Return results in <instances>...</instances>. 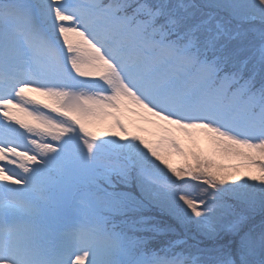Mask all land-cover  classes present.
I'll use <instances>...</instances> for the list:
<instances>
[{"label": "snow or ice", "instance_id": "6c2138e0", "mask_svg": "<svg viewBox=\"0 0 264 264\" xmlns=\"http://www.w3.org/2000/svg\"><path fill=\"white\" fill-rule=\"evenodd\" d=\"M0 264H264V0H0Z\"/></svg>", "mask_w": 264, "mask_h": 264}, {"label": "rangeland", "instance_id": "374dc122", "mask_svg": "<svg viewBox=\"0 0 264 264\" xmlns=\"http://www.w3.org/2000/svg\"><path fill=\"white\" fill-rule=\"evenodd\" d=\"M26 95L31 97L33 100H39L42 103L47 102L44 97L35 93L29 92L26 93ZM17 115L21 119H27L26 117H23L22 114L17 113ZM118 115H120L122 123L127 128L129 137L133 135L140 136L153 146H155L157 142L162 139L169 137L175 139L184 155L171 152V150L167 148L166 144L160 145L161 155L173 168H184L185 165H190L192 163L191 157L188 155L190 152L207 156L218 164L238 165L241 163L239 160L214 154L213 146L202 133L196 132L192 136H186L184 133L176 130L173 126L153 122L150 117L142 118L141 115L133 114L132 112H122ZM111 124V119L105 118L102 121H97L93 125L88 126V130L93 132L94 135L100 139H107L112 136L113 133H116V137L118 138L119 132L114 127H111ZM163 129H168V131H164ZM161 167H163V165H161ZM165 171H167V169H165ZM240 173L245 178L248 175V171L245 169H240ZM225 174L228 175L230 179L234 176L233 173Z\"/></svg>", "mask_w": 264, "mask_h": 264}]
</instances>
